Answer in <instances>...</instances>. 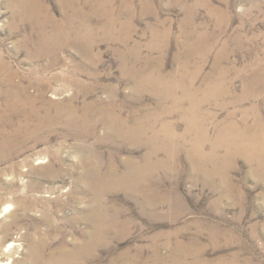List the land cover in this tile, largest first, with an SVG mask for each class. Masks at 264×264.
I'll use <instances>...</instances> for the list:
<instances>
[{
  "label": "rangeland",
  "instance_id": "374dc122",
  "mask_svg": "<svg viewBox=\"0 0 264 264\" xmlns=\"http://www.w3.org/2000/svg\"><path fill=\"white\" fill-rule=\"evenodd\" d=\"M88 1L37 0L93 30L46 48L0 0L1 264H264V156L221 132L264 126V0Z\"/></svg>",
  "mask_w": 264,
  "mask_h": 264
},
{
  "label": "bare ground",
  "instance_id": "6f19581e",
  "mask_svg": "<svg viewBox=\"0 0 264 264\" xmlns=\"http://www.w3.org/2000/svg\"><path fill=\"white\" fill-rule=\"evenodd\" d=\"M15 1V0H14ZM30 1H32V3L30 4V5H26V3H21L20 5H18V7L17 8H19L18 10H19V13L18 14H20V16H18V18L20 17V19H30L29 21H31V20H34V21H37L38 22V25L39 26H41V37L39 38V42H40V44L43 46V47H46V48H61V46L63 45V44H65L67 41L69 42V41H71V40H79V39H83V37H85L86 38V40H87V43H88V45H90L91 44V41L92 40H90L89 39V36L91 35V34H93L92 33V26H91V24L89 25L87 22H89V21H87V19H89V17L87 16V15H82L83 17H84V20L85 21H87L86 23H84L83 21H81V22H83V24L85 25V26H83L84 27V29L85 30H81L82 28H79L78 26H80V25H76V17H77V15H75V16H73V15H69V17L67 16V19H68V21H66L67 23H65V24H62V22H61V24H56V23H58V22H54L55 24V29H53L54 31L52 32V31H50L49 29H47V26H45V25H48V24H50L49 22L52 20L51 19V17L50 16H48L47 15V13L46 14H42L43 13V10L41 9V5H39V3L37 4L36 2H37V0H30ZM74 1V0H73ZM80 1V0H79ZM88 0H84V2H86V3H90L89 1L87 2ZM99 1V6H104L105 4H106V2L105 1H107V4L108 3H110V0H98ZM22 2H23V0H22ZM66 2V1H65ZM84 2H83V4H84ZM93 2V1H92ZM114 2V1H113ZM67 3V2H66ZM69 3V2H68ZM80 3V2H79ZM82 3V2H81ZM75 4H76V2H75ZM93 4V3H92ZM107 4H106V6H107ZM111 4H113V3H111ZM44 5V4H43ZM68 5V4H67ZM71 5V4H70ZM109 5V4H108ZM76 6H77V4H76ZM80 6V5H79ZM98 6V7H99ZM111 6V5H110ZM109 6V7H110ZM43 7V6H42ZM45 7V6H44ZM73 7V6H72ZM75 7V6H74ZM108 7V6H107ZM112 7V6H111ZM64 8H65V6H64ZM84 7H82V8H78L77 10L74 8V10H76L75 12H74V14L75 13H79V12H81V9H83ZM67 9V8H66ZM68 9H69V7H68ZM94 9H95V7H94ZM93 9V10H94ZM48 10V9H47ZM101 10V9H100ZM99 9L97 10V11H100ZM112 11H114L113 10V8L111 9ZM17 11V10H16ZM90 11V10H89ZM104 11H105V9H104ZM110 11V10H109ZM48 12V11H47ZM84 12V11H83ZM86 12V11H85ZM94 12H95V10H94ZM101 12V11H100ZM111 12V11H110ZM49 13V12H48ZM87 13V12H86ZM96 13V12H95ZM94 13V14H95ZM98 13V12H97ZM103 13H105V12H103ZM73 14V13H72ZM110 14V13H109ZM50 15V14H49ZM68 15V14H67ZM112 15V14H111ZM91 16V15H90ZM110 16V15H109ZM78 18H79V16H78ZM112 18V17H111ZM115 18V17H114ZM20 19H19V21H20ZM83 19V18H82ZM116 20H117V18H115ZM23 20H21V21H23ZM55 20V19H54ZM79 20V19H78ZM110 20V19H109ZM116 20H114V21H116ZM24 21H26V20H24ZM53 21V20H52ZM56 21V20H55ZM64 21V20H63ZM36 22V23H37ZM91 22V21H90ZM89 22V23H90ZM31 23V22H30ZM53 23V22H52ZM60 23V22H59ZM109 23V22H108ZM106 24L107 26L109 25V24ZM113 23H115V22H113ZM31 24H33V23H31ZM121 24V23H120ZM123 24V23H122ZM51 25V24H50ZM105 25V24H104ZM113 25V24H112ZM111 24L109 25V26H112ZM35 26V25H34ZM53 26V25H52ZM94 27V26H93ZM120 27V26H119ZM121 27H122V25H121ZM35 28V27H34ZM39 28V27H38ZM105 28V27H104ZM108 27H106V29H107ZM120 29V28H119ZM124 29V28H123ZM111 30V29H110ZM94 31H96V29L94 30ZM114 31V30H113ZM108 32V31H107ZM95 33V32H94ZM110 33H111V31H110ZM40 34V33H39ZM110 35V34H109ZM108 35V36H109ZM38 37V36H37ZM27 38V37H26ZM75 38V39H74ZM84 38V39H85ZM110 38V37H109ZM34 39V38H33ZM81 41H83V40H81ZM39 42H38V44H39ZM56 42H58L57 44H56ZM93 42V41H92ZM28 43H29V40H28ZM31 43V42H30ZM75 43V42H74ZM33 44V43H32ZM31 44V45H32ZM70 45H71V43H69ZM80 44V43H79ZM83 44H84V42H83ZM82 44V45H83ZM34 45V44H33ZM36 45V44H35ZM67 45V44H66ZM76 46V45H75ZM79 46V45H78ZM87 46V45H86ZM29 47H30V45H29ZM82 47V46H81ZM39 48H41V47H39ZM90 48V47H89ZM45 49V48H44ZM82 49V48H81ZM48 50V49H47ZM56 50V49H55ZM5 62V61H4ZM1 71H6V72H8V81L9 82H11L12 84L11 85H14L13 86V88H12V96H13V98L15 99V100H13L12 102H10L9 103V105L10 106H13L14 108L16 107V108H19V107H22L21 105H23V106H27L28 104H30L31 102H32V100L30 99V100H28L29 98H31V97H28V95L27 94H29L28 93V87L27 86H25V85H21V84H15V82H14V79H15V77L17 76V72L16 71H14V70H12L6 63H3V62H1L0 63V72ZM156 80V79H155ZM258 82V81H257ZM175 83V82H174ZM167 88H169V86H167ZM187 94H188V92H187ZM33 98H34V96H32ZM37 106H35V108H36ZM23 108V107H22ZM25 108V107H24ZM27 108V107H26ZM33 108V107H32ZM31 109V108H30ZM15 110V109H14ZM23 110H25V109H23ZM75 110V109H74ZM73 110V111H74ZM13 111V110H12ZM76 111V110H75ZM19 112V111H18ZM17 112V113H18ZM21 112H22V109H21ZM38 112V111H37ZM37 112H35V113H37ZM35 113H31V114H35ZM23 114V113H22ZM29 114V113H28ZM28 117V116H27ZM29 118V117H28ZM190 119H192V116H191V118ZM197 119H199V118H197ZM196 119V120H197ZM202 120V119H201ZM245 120V119H244ZM195 121V120H194ZM198 121V120H197ZM196 121V122H197ZM123 122V121H122ZM205 122V121H204ZM192 123V122H191ZM199 123V122H198ZM203 123V122H202ZM262 123V122H261ZM124 124V123H123ZM126 124V123H125ZM196 124V123H195ZM200 124V123H199ZM204 124V123H203ZM202 124V125H203ZM264 124V123H263ZM201 125V126H202ZM235 125V124H234ZM243 125H247L246 123L245 124H243ZM24 126V125H23ZM204 126V125H203ZM164 127V126H163ZM194 127V126H193ZM233 127V126H232ZM231 127V128H232ZM259 127V126H258ZM124 128H126V127H124ZM199 128V127H198ZM201 128V127H200ZM205 128V127H204ZM204 128H203V130H204ZM227 128V127H226ZM224 129V130H222L221 132L223 133V132H225V135L227 134V136H228V141H229V143H230V141H232V143H235L236 141H238V143H237V148H238V150L239 151H241V152H247L248 151V149H250V150H252V154H253V151H254V153H256L257 155H259L260 157H262L263 158V156H264V138H263V132H262V130H263V128H264V126H260L259 127V129L255 132V133H252V132H250V131H248L247 132V126H244L243 128H241V129H236V132H235V135H233L234 134V132H232L233 134H231L230 132L231 131H229L228 129ZM129 129H131V128H129ZM144 129V128H143ZM164 129V128H163ZM252 129H254V127L252 128ZM133 130H136V129H134L133 128ZM139 130V129H138ZM164 130H166V129H164ZM256 130V129H255ZM123 131V130H122ZM129 131V130H128ZM132 131V130H131ZM139 131H141V130H139ZM167 131V130H166ZM135 132V131H134ZM156 132H158V131H156ZM203 132V131H202ZM128 133V132H127ZM154 133V132H153ZM161 133V132H160ZM205 133H207L206 131H205ZM252 133V134H251ZM163 134H164V132H163ZM162 134V135H163ZM203 134V133H202ZM205 135V134H204ZM223 135V134H222ZM156 137H158L157 136V133H156V135H155ZM173 137V136H172ZM171 137V138H172ZM154 138V137H153ZM206 138V137H205ZM221 138V137H220ZM225 138V137H224ZM155 139V138H154ZM219 140V139H218ZM222 140V139H221ZM220 140V141H221ZM152 141H155V140H152ZM156 142V141H155ZM231 143V144H232ZM217 145V144H216ZM219 145V144H218ZM203 146H204V144H203ZM203 146H202V144H200V143H196L195 145H194V147H193V150L196 152V151H199V154H201L200 152L202 151L203 152ZM214 146V145H213ZM157 150V149H156ZM152 151V150H151ZM153 151H154V149H153ZM152 151V152H153ZM157 151H155L154 153H156ZM192 152V151H191ZM192 153L193 155L194 154H196V153ZM249 152V151H248ZM247 152V153H248ZM154 153H152V154H154ZM158 153V152H157ZM198 153V152H197ZM209 154H211V153H209ZM244 154V153H243ZM246 154V153H245ZM198 155V154H197ZM204 155V158H205V156H207V154H201V156H203ZM213 155V154H212ZM251 155V154H250ZM209 156V155H208ZM252 156V155H251ZM250 156V157H251ZM259 156H256V157H259ZM253 157V156H252ZM255 158V157H254ZM199 159H200V157H199ZM260 159V158H259ZM150 162V161H149ZM149 165V164H148ZM135 167V166H134ZM135 170V172H137L138 174H140V173H143L144 171L143 170H145V169H143V167H141V168H136V169H134ZM130 171H131V169H130ZM133 172L134 171H132V174H133ZM128 175V174H127ZM130 176V175H129ZM143 176V175H142ZM126 177H128V176H126ZM134 177V176H133ZM90 242H88V244H89ZM90 245V244H89ZM84 250V249H83ZM65 261V260H64ZM49 262V261H48ZM51 262V261H50ZM52 262H54V261H52ZM51 262V263H52ZM57 262V261H56ZM1 263H3L1 260H0V264ZM50 263V264H51ZM55 263V262H54ZM63 263V262H62ZM59 264V263H58Z\"/></svg>",
  "mask_w": 264,
  "mask_h": 264
}]
</instances>
